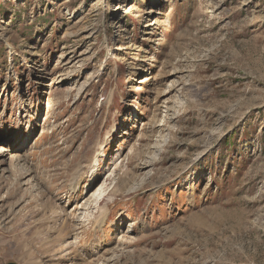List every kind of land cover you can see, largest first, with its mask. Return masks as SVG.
<instances>
[{
	"label": "rangeland",
	"instance_id": "rangeland-1",
	"mask_svg": "<svg viewBox=\"0 0 264 264\" xmlns=\"http://www.w3.org/2000/svg\"><path fill=\"white\" fill-rule=\"evenodd\" d=\"M10 263L264 264V0H0Z\"/></svg>",
	"mask_w": 264,
	"mask_h": 264
},
{
	"label": "bare ground",
	"instance_id": "bare-ground-1",
	"mask_svg": "<svg viewBox=\"0 0 264 264\" xmlns=\"http://www.w3.org/2000/svg\"><path fill=\"white\" fill-rule=\"evenodd\" d=\"M77 178V179H76ZM75 179V181H74V183H73V189H72V187H71V185H70V187H71V191H73V192H77V189L80 187L79 186V184H80V177H75L74 178ZM73 179V180H74ZM73 180H72V182H73ZM78 180V181H77ZM85 186V185H84ZM103 190H101L100 192H102ZM105 212V211H104ZM110 213H111V211H110ZM110 213L106 216V215H103L102 216V214L100 215V217H102L101 219H100V222H99V220H96V223H99L98 224V226L99 227H102V226H104V225H106V223H107V221H108V216L110 215Z\"/></svg>",
	"mask_w": 264,
	"mask_h": 264
},
{
	"label": "trees",
	"instance_id": "trees-1",
	"mask_svg": "<svg viewBox=\"0 0 264 264\" xmlns=\"http://www.w3.org/2000/svg\"><path fill=\"white\" fill-rule=\"evenodd\" d=\"M230 139H231L230 137L228 139H226L225 143H229Z\"/></svg>",
	"mask_w": 264,
	"mask_h": 264
},
{
	"label": "water",
	"instance_id": "water-1",
	"mask_svg": "<svg viewBox=\"0 0 264 264\" xmlns=\"http://www.w3.org/2000/svg\"><path fill=\"white\" fill-rule=\"evenodd\" d=\"M10 264H15V263H10Z\"/></svg>",
	"mask_w": 264,
	"mask_h": 264
}]
</instances>
